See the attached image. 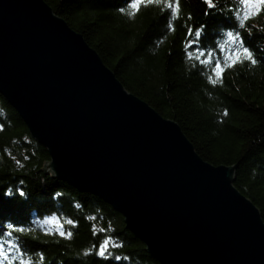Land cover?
I'll return each mask as SVG.
<instances>
[{
	"label": "trees",
	"instance_id": "trees-1",
	"mask_svg": "<svg viewBox=\"0 0 264 264\" xmlns=\"http://www.w3.org/2000/svg\"><path fill=\"white\" fill-rule=\"evenodd\" d=\"M45 1L128 91L176 121L204 160L237 163L233 184L264 220V11L241 27V0H211L212 7L206 0H178L174 19L165 6L170 0H139L138 9L131 7L137 0ZM230 32L240 39L231 40ZM210 52L212 62L204 63ZM217 60L231 66L213 83ZM48 159L0 93V251L12 258L0 257V264H161L109 203L43 170ZM46 216L71 235L43 230L37 220Z\"/></svg>",
	"mask_w": 264,
	"mask_h": 264
},
{
	"label": "water",
	"instance_id": "water-1",
	"mask_svg": "<svg viewBox=\"0 0 264 264\" xmlns=\"http://www.w3.org/2000/svg\"><path fill=\"white\" fill-rule=\"evenodd\" d=\"M0 93L49 159L161 264H264V220L180 125L128 91L45 0H0Z\"/></svg>",
	"mask_w": 264,
	"mask_h": 264
},
{
	"label": "snow or ice",
	"instance_id": "snow-or-ice-1",
	"mask_svg": "<svg viewBox=\"0 0 264 264\" xmlns=\"http://www.w3.org/2000/svg\"><path fill=\"white\" fill-rule=\"evenodd\" d=\"M156 2L158 3L159 0H156ZM206 2L208 3L209 7H212V3L211 0H206ZM242 4L244 5V10H243V14H242V19L240 21L241 27L244 26V22L250 18V14H258L260 11H264V0H241ZM138 3L139 0H137L136 3H132L131 7L133 9H138ZM148 3H152V0H148ZM166 7L171 9L172 12V16L173 19L178 15L179 13V2L178 0H175V2H167ZM130 14H134V13H130ZM170 27H171V22H170ZM189 35H192V30L189 29ZM201 35V31L200 30H196L195 31V36L198 38ZM228 36L231 40H239V33H237L236 35H233V33H228ZM195 43V41H188V45L190 46L191 44ZM242 43V41H241ZM199 51V50H197ZM240 50L236 49L234 51V53L232 55H236ZM243 54H244V58L251 61V63L255 64L257 61L256 59L253 58L252 53L249 51L248 48H243ZM189 55L191 56L192 54L189 53ZM200 55H204V53H200ZM197 59H199V56L196 57ZM229 59H232V56L230 55ZM239 59V56L236 55V60ZM236 60H232V63H235ZM212 62V53H208L207 55V59H205L204 63H211ZM224 66H231L230 63L225 62L224 65H222L221 61L217 60L215 62V67L213 68V74L216 77V79H214L212 82L216 83L218 80L222 79L223 76V71H224ZM226 114V113H225ZM68 223H71L70 221ZM61 235H65L67 234L68 236L71 235V232L65 233L63 231L60 232ZM108 247V241L105 240L103 245L101 246L100 250H99V255L103 256L105 255V250ZM0 257H5L6 258V253L3 251H0Z\"/></svg>",
	"mask_w": 264,
	"mask_h": 264
},
{
	"label": "rangeland",
	"instance_id": "rangeland-1",
	"mask_svg": "<svg viewBox=\"0 0 264 264\" xmlns=\"http://www.w3.org/2000/svg\"><path fill=\"white\" fill-rule=\"evenodd\" d=\"M37 222L43 228V230L55 231L58 233L63 231L62 223L55 216H46L43 217L42 219H38ZM5 253H6V260L11 263L12 258H10L9 255H7V250L5 251ZM16 256L18 257V255Z\"/></svg>",
	"mask_w": 264,
	"mask_h": 264
}]
</instances>
